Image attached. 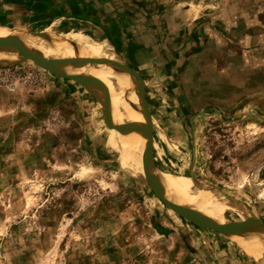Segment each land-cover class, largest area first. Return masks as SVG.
<instances>
[{
    "label": "rangeland",
    "instance_id": "rangeland-1",
    "mask_svg": "<svg viewBox=\"0 0 264 264\" xmlns=\"http://www.w3.org/2000/svg\"><path fill=\"white\" fill-rule=\"evenodd\" d=\"M58 22L72 40L120 60L93 57L99 63L134 69L117 54L113 28ZM51 25L13 30L34 38ZM160 32L166 47L158 73L136 72L144 94L169 100L164 122L151 115V164L225 193L235 210L221 218L241 233L240 213L264 224V45L246 50L226 39L181 49L167 24ZM108 111L88 86L34 61L0 69V264H258L115 159L109 137L122 123Z\"/></svg>",
    "mask_w": 264,
    "mask_h": 264
},
{
    "label": "crops",
    "instance_id": "crops-1",
    "mask_svg": "<svg viewBox=\"0 0 264 264\" xmlns=\"http://www.w3.org/2000/svg\"><path fill=\"white\" fill-rule=\"evenodd\" d=\"M62 20L91 32L100 27L113 28L108 36L120 49L117 54L135 64L131 68L135 73H158L166 47L165 38L160 36L161 24H167L169 35L176 36L173 39L182 38L181 49H189V42H194L198 49L206 41L226 39L237 46L238 41L244 42L246 50L264 45V0H0V25L11 29L25 25L42 27ZM82 22L85 27H81ZM148 82L153 85V81ZM153 86L156 92L160 90L159 84ZM152 92H145V102L152 118L156 115L164 122L171 115L168 96L162 94L161 98L158 92ZM146 124L144 119L140 144ZM155 129L153 125L154 141ZM149 154L155 160L152 147Z\"/></svg>",
    "mask_w": 264,
    "mask_h": 264
},
{
    "label": "bare ground",
    "instance_id": "bare-ground-1",
    "mask_svg": "<svg viewBox=\"0 0 264 264\" xmlns=\"http://www.w3.org/2000/svg\"><path fill=\"white\" fill-rule=\"evenodd\" d=\"M51 24L50 27L37 32L34 38L13 29L0 27V59L5 58L6 54L11 55L9 57L19 56L37 48L45 49L49 44L58 45L55 50L45 49V56L34 62L45 70L71 77L88 87L87 74L97 79L104 98L112 102L113 109L108 111L110 120L116 125L122 123L121 132L114 130L109 137L110 149L114 151L115 159L125 169L137 171L140 167V156L143 149L140 136L144 117L133 107L140 108L142 103L144 86L140 78L130 68H113L109 64L83 67L74 55V50L70 47L69 49L64 48V46L74 45L80 48L87 57L104 56L109 60L119 62L120 60L115 54L109 55V51L103 46L93 45L87 41L72 40L63 33L59 22ZM148 175L150 181L169 190L179 201L190 205L204 215L213 217L217 222L214 228L224 236H229L224 225L225 221L221 218L225 210L235 208V205L232 208L231 202H227L228 198L218 195L210 187L189 186V183L187 184L183 179L163 172L153 164L149 168ZM195 183L198 182L195 181ZM246 221H243L244 233H241L242 229H240L239 235L233 239L243 246L249 255L258 258L264 253V235L253 222Z\"/></svg>",
    "mask_w": 264,
    "mask_h": 264
},
{
    "label": "water",
    "instance_id": "water-1",
    "mask_svg": "<svg viewBox=\"0 0 264 264\" xmlns=\"http://www.w3.org/2000/svg\"><path fill=\"white\" fill-rule=\"evenodd\" d=\"M57 46L58 45H56V44H49V45H46L45 49L55 50L58 48ZM69 47L74 50V55L78 58L79 62L81 63V65L83 67H89L90 65H93L94 63L103 64V63H99L98 59H96V58L85 56L82 53V51L80 50V48H78L74 45H70L68 47L64 46V48H68V49H69ZM45 49L37 48V49L31 50V51L25 52L23 54H20L19 56H13V57H9V58L0 59V69L10 68V67H13V66H15L21 62H24V61H35L37 59H40V58L45 56V52H46ZM122 68H128V67L126 65H124ZM87 79H88L89 87L91 89L92 94L100 100L101 104L105 108L112 111V109H113L112 102L107 101L104 98L103 92L99 86V83L97 82V79L94 76H92L91 74H87ZM142 97L143 98H142V103L140 105V108L133 107L135 110L139 111L143 115L144 119L147 120L146 132L144 135L145 145L143 146L141 156H140V159H141L140 165H139L140 167H138V170L136 171L134 177L136 179L140 180L141 182H143L144 184H146L147 186H149L157 194H159L162 198L176 203L181 208H183L184 210H186L190 214L194 215L199 220H202V221H205V222H208V223L215 225L217 222L213 217L204 215V214L196 211L190 205L179 201L175 197V195L173 193H171L169 190H167L163 186H160L158 184L153 183L152 181H150L148 179L149 168L152 165L151 161L149 159V148H150L151 143H152L153 121L151 119L150 109L145 102L144 94ZM122 111L125 112L124 110H122ZM211 188L213 191H215V193H218L219 195L224 196L225 198H228V196L225 193H223L221 190H219L215 187H211ZM240 216H242L243 221L249 220V221L253 222L255 224V226H257V228L264 235V224L259 219H257L256 217H254L252 215H249L247 213H240ZM224 225L229 232L228 235L231 236L232 238H235L236 236H238L239 230L242 228V227H238L235 224L230 223V222H225ZM252 258L258 264H264V253H263V255H261L258 258H254V257H252Z\"/></svg>",
    "mask_w": 264,
    "mask_h": 264
}]
</instances>
